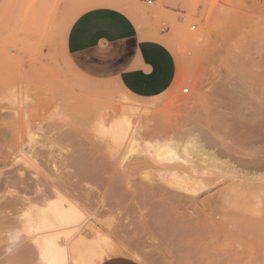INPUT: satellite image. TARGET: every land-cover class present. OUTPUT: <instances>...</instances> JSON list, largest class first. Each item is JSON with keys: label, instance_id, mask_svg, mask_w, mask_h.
Masks as SVG:
<instances>
[{"label": "rangeland", "instance_id": "1", "mask_svg": "<svg viewBox=\"0 0 264 264\" xmlns=\"http://www.w3.org/2000/svg\"><path fill=\"white\" fill-rule=\"evenodd\" d=\"M99 5L121 7L136 18L144 13V24L156 33L167 31L164 42L180 69V78L172 89L155 98H135L116 80L93 77L72 63L63 47L67 30L81 12ZM138 5H126L123 0H0V167L11 161L10 155L20 146L30 149V144L42 134L69 132L78 140H88L82 149L65 146L72 148L75 155L85 151L89 157H97L102 166L112 162L108 168L117 178L115 186L119 189L113 186L115 194L127 193L130 198L110 210V215L97 216V220L106 223L112 217V226H125L128 232L142 222L140 213L146 212L142 207L148 198L143 188L164 170L153 163L154 146L174 148L179 158L196 165L199 159L194 150L203 145L208 152L222 154L223 161L256 165V173H264V0H187L182 7L185 15H176L182 21L158 15V4H143L142 8ZM184 88L187 93L182 92ZM137 110L141 111L135 113ZM125 118L136 130L131 135L132 150L120 164L129 149L118 139L114 127ZM82 133L86 134L85 139L80 136ZM4 145L11 150L16 148L12 153L7 149L5 155ZM60 147L56 146L60 151L54 147L55 156L66 152ZM35 162H43L42 171L47 175L54 172L48 162L47 168L44 161ZM108 168L104 173L110 172ZM13 171L6 168L2 177L5 179ZM27 171L35 172L26 170L27 175ZM181 171L192 172L186 166H178ZM214 174L219 180L201 191L196 200L198 210L199 204L211 200V204L207 203L210 208L204 210L213 214L209 216L213 233L206 229L208 233L204 231L201 237H179L177 242L152 238L157 241L154 245L162 243L160 251L165 248L164 253L158 249L155 256L149 253L154 246L151 238L145 236L137 246L133 233L122 234L112 238L109 264H209L210 259L213 264H250L255 258L264 264V181L262 195H257L261 202L250 198L244 200L245 205L238 196L227 192L230 177ZM144 176L148 182L142 181ZM202 176L211 177L210 172ZM129 178L135 180V185ZM128 180L133 187L125 184ZM184 182L188 180L181 181ZM84 186L82 190L87 192L88 187ZM131 187H139V193ZM14 188L6 189L7 197L13 190H22ZM2 189L0 186V193ZM101 191L105 190L96 189L97 194ZM198 210L190 207L186 215L206 221ZM228 210H242L244 214L225 218L223 213Z\"/></svg>", "mask_w": 264, "mask_h": 264}, {"label": "bare ground", "instance_id": "2", "mask_svg": "<svg viewBox=\"0 0 264 264\" xmlns=\"http://www.w3.org/2000/svg\"><path fill=\"white\" fill-rule=\"evenodd\" d=\"M123 99L128 101L124 97ZM140 111L137 110L135 113ZM135 130V126L130 125L129 118L123 119L120 125L114 127L118 139L123 140L127 146L126 149H129L128 152L123 154L124 157L121 162L117 160L120 164L124 161L125 155L132 150L131 135ZM68 133L51 134L50 132V134H42L38 141L35 140L30 144V149L27 148V145L24 146L29 151H25L26 148L24 149L22 146L15 150L16 146H14L13 149L16 152H13V156L10 155L11 161L8 163L9 165L5 162L2 163V167H0V186H3L4 191L2 189L3 192L0 193V264H109L111 263L109 260L111 259L110 255L114 245L112 238L116 236L119 238L122 234L133 233L135 240L137 239L136 241L138 242L134 241L137 246L142 244L141 242L145 236L151 239L157 237V240L159 239L158 237L169 240L176 239V242L179 237H201L206 229H210L211 232L214 231L212 230L214 228L212 225L213 220L209 219V216H213V214L209 215L207 214L208 210H204L205 208H210L207 203L211 204V200L199 204V210L196 200L201 191L207 190L219 180L214 176V173L230 177L231 185L230 188H227V192L238 196L241 199L240 203L245 204L244 200L250 198H254V200L255 198L261 199L260 189L264 181V173L257 174L259 167L256 165L244 164L241 161L235 162V164L230 161H223L221 159L222 154L218 156L217 154L219 153L208 152L203 145H199L194 150L197 160L199 159L195 165L193 164L194 162L191 163L186 158H179L174 148H160L157 145L153 147L155 149L152 153L153 163L164 170L162 172L159 171L158 179L150 178L151 180L149 181L147 176H144L146 179L141 178L142 181H149L148 186L143 188L146 183L142 186L144 189L143 193L148 198L147 207L145 205V207L141 206L146 209L144 214L141 215L142 212L140 213L142 222L136 223L134 230L130 229L131 232H128L129 230H126L125 226L121 228L120 225L118 227L121 230H118V227L112 226V217L110 221L103 223L97 220V216L102 214L110 215V210L122 205L125 200L130 198L129 194H115L116 190L113 186H115L117 178L108 168L112 166L111 161V163H106L102 166L103 163L97 157H92V155L89 157L85 151L79 152L80 154L78 155L70 151L73 147L76 149L84 148L88 140H78L77 136L75 137V135ZM82 135L83 133L80 136ZM85 135L82 136L84 139ZM59 145H62L66 152L62 151V155L55 156L56 153L53 149L56 146L60 147ZM65 145L72 148L68 150ZM63 148L62 150H64ZM5 149L2 150L4 153L7 152L8 146ZM9 149L11 150L10 147ZM57 149L59 150V148ZM40 156L44 159L38 160ZM35 161H38V163H40L39 161H44L45 166L48 162L54 172L51 175H47L42 171L43 162L40 163V166ZM50 165L49 167H51ZM178 166H186L192 172L190 171L191 173L188 174H184L182 171L178 172ZM6 168L13 169L15 172L13 171V174L6 176L4 179L2 175ZM105 168H108L106 170L110 172L104 173ZM30 169L35 172L31 174L27 171L30 174V177H27L29 174H26V170ZM63 169L66 170L62 173ZM207 171L210 172L211 177L204 178L202 175L208 173ZM119 177L121 178V175ZM128 177L130 176L128 175ZM182 180H188V182L192 180L193 183L190 181V186L187 185L188 182H184V185L181 183ZM134 181L132 180V183L135 185ZM128 182L129 180L125 182L127 186L129 184L132 187L134 186L130 183L131 181ZM82 184L86 185V188L88 187L87 192L82 190L85 187L83 185L82 188ZM10 186L12 188L15 187L14 189L17 187V191L20 190L18 188H22V190H20L21 192L13 190L7 197L6 189ZM132 187L131 190L133 191L139 188L134 187L133 189ZM88 189L94 190L89 191ZM96 189L105 191L97 194ZM113 189L115 190L114 192ZM121 189L123 188L121 187ZM29 191L32 196L27 195ZM258 194L260 195L259 197H257ZM262 198L264 199V196ZM141 207L139 208L140 210ZM190 207L197 209L202 218H206V221L199 220L200 217H195L197 219L194 220L191 216L186 215V211ZM134 209L135 207H133ZM243 214L242 210H228L223 213L225 218L242 216ZM147 225L148 228H146ZM3 234H5L4 237H2ZM150 242H153L152 245H154L157 241L155 240L154 242V239H152ZM161 244H158L160 246L150 245L152 249L149 253H153V256H155V252L162 248ZM194 244L193 246H196V243ZM167 245L169 247V243ZM174 245L171 246L170 244L171 247ZM164 249H162L163 253L165 252ZM189 249L191 248L189 247ZM168 250L166 253H168ZM112 257H114L113 253ZM191 260L193 261V259ZM211 260L213 261V259H210L209 264H213L214 261L212 262ZM232 260L234 259L232 258ZM218 261L220 260L218 259ZM257 261L258 259L255 258L254 262L250 264H259ZM236 262L238 263L240 260Z\"/></svg>", "mask_w": 264, "mask_h": 264}, {"label": "crops", "instance_id": "3", "mask_svg": "<svg viewBox=\"0 0 264 264\" xmlns=\"http://www.w3.org/2000/svg\"><path fill=\"white\" fill-rule=\"evenodd\" d=\"M123 1L126 5L140 4V8L146 4V0ZM186 1L152 0V4H158V15L182 21L176 15H185L182 7ZM137 16L113 5L91 7L72 21L63 47L66 56L82 72L116 80L132 97L155 98L176 85L180 69L174 53L164 42L167 31L156 33L143 23L144 13Z\"/></svg>", "mask_w": 264, "mask_h": 264}, {"label": "built area", "instance_id": "4", "mask_svg": "<svg viewBox=\"0 0 264 264\" xmlns=\"http://www.w3.org/2000/svg\"><path fill=\"white\" fill-rule=\"evenodd\" d=\"M146 4L147 5H151L152 4V0H146ZM191 29H194V26L191 27ZM162 31H164V30H162ZM182 92L183 93H187L188 92V89L187 88H184V89H182Z\"/></svg>", "mask_w": 264, "mask_h": 264}]
</instances>
